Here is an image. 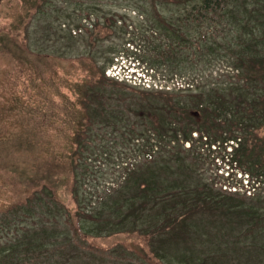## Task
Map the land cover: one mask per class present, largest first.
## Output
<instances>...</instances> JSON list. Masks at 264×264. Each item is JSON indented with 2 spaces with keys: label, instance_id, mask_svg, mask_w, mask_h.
<instances>
[{
  "label": "trees",
  "instance_id": "obj_1",
  "mask_svg": "<svg viewBox=\"0 0 264 264\" xmlns=\"http://www.w3.org/2000/svg\"><path fill=\"white\" fill-rule=\"evenodd\" d=\"M171 1L190 3L191 10L176 22L161 20L164 27L160 35L164 36L149 43L153 53L148 58L149 70L154 72L164 65L170 69L169 75L184 78V70L175 64L191 62L195 65L194 62L205 61L209 54L223 49L228 52L224 58L231 61L232 73L219 82L191 88L194 83L188 81L185 83L187 87L158 90L107 76V68L102 67L96 57L82 56L73 60L84 68L81 78L74 83L79 108L77 117H74V149L62 162L47 164V182L51 184L52 176L70 168L76 170L80 164L86 172L85 164L80 162L83 157L89 160L84 153L94 142L93 131L102 130L104 134L96 133L97 139L103 136L115 142L120 140L136 145L140 155L134 162H142L140 183L134 192L128 188L111 198L113 203L106 201L102 208L105 210L110 203L109 206L118 210L109 207L110 210L101 213L96 210L95 203L89 209L83 207L80 199L83 191L76 197V212L71 214L56 200L55 192L42 187L40 179H33L36 188L28 203V213L32 221L43 218L40 225L46 232V239L28 240L31 227L17 230L16 236L1 242L0 264H87L77 260L87 254L94 260L96 252L105 253L110 258L123 253L127 258L134 251L123 246L110 251L100 250L86 239L122 231L143 236L149 248L148 251L145 248L138 251L154 264H221L224 257L227 264H264L262 194H254V202L249 204L232 196L235 195L233 192L218 195L213 184L195 183L200 177L199 173L196 174L197 158H192L193 164L185 165L191 157L182 155L185 151L193 152L191 149L195 150L196 143L204 138V146L232 145L231 164H236L238 171L247 175L250 182L256 179L254 185L264 178V0ZM117 22L115 17L105 16L103 26L98 21L92 30L87 31L88 42L96 46L98 42L111 38ZM207 23L211 28L204 32ZM153 34L158 36L156 32ZM220 37L223 39L219 40ZM158 40L160 42L156 43ZM107 59V66L113 63L112 58ZM194 134L198 140L194 139ZM97 142L103 143L101 140ZM187 144L190 147L186 148ZM102 150L106 151L96 150L97 159ZM156 152L159 154L157 171L151 165L156 163L152 156ZM143 157L145 161L152 159L147 162L145 170ZM63 173L61 178L66 180ZM172 176L175 178L170 181ZM170 189L176 193H163V190ZM251 189L257 190L255 187ZM137 200H141V204L137 205ZM123 210L127 211L128 218L122 216ZM200 210L207 213V224L216 230L214 237L206 239L211 250L197 258L188 250L176 255L168 253L164 247L166 241L176 238L175 231ZM152 211L158 212L157 215L154 216ZM113 214L120 215L121 220L112 218ZM165 214H168V222L155 229ZM87 219L92 223L86 222ZM220 221L225 239L222 245L216 243L220 231L217 223ZM145 227L147 230L142 233ZM164 233L168 238L161 245ZM249 236L253 240L249 257L243 262L235 254L240 252L241 246L246 250L244 245L248 244Z\"/></svg>",
  "mask_w": 264,
  "mask_h": 264
},
{
  "label": "rangeland",
  "instance_id": "obj_2",
  "mask_svg": "<svg viewBox=\"0 0 264 264\" xmlns=\"http://www.w3.org/2000/svg\"><path fill=\"white\" fill-rule=\"evenodd\" d=\"M189 10L190 3L181 4L171 0H0V244L16 236L17 230H28L30 227L28 240L46 239V232L40 225L43 218L32 221L28 213V203L36 188L33 179H40L42 187L55 192L56 200L71 214L76 212V197L83 191L85 193L80 197L83 207L89 209L95 203L96 210L101 213L110 210L109 207L118 210L115 206H109L114 200L111 198L128 188L134 192L140 183L142 162H134L140 155L136 145L120 140L115 142L103 136L97 139L96 133L100 134L102 130L93 131L94 142L87 146L84 153L92 160L94 167L83 157L80 163L85 164L83 168L86 172L80 164L78 172L70 168L52 176L51 184L47 182V164L62 162L66 154L74 149V117L79 110L74 83L81 78L84 68L73 60L82 56L96 57L100 65L107 68V76L114 77L121 73L122 76L118 77L120 80L158 90L172 91L187 87L185 83L188 81L194 83L191 88L219 82L232 73L229 67L231 61L228 57L224 58L228 52L223 49L209 54L205 61L194 62L195 65L191 62L175 64L184 70V78L169 75L170 69L164 65L154 72L149 70L148 58L153 54L149 43L164 36L160 35L164 27V24H160L161 20L176 22V19L184 18ZM105 16L118 20L114 26L115 34L92 46L86 31L92 30L91 26L98 21L103 26ZM208 25H205L204 32L210 31ZM154 31L158 36L153 34ZM107 58L113 59L108 66ZM193 137L198 140L196 134ZM100 140L103 143L97 142ZM205 143L204 138L196 143L195 150L191 149L193 152H182L183 157H191L185 165L193 164L192 158H197L196 174L199 173L200 177L195 179V183L213 184L218 195H228L232 191L235 194L232 196L248 204L254 202V194H262L264 198V178L259 179L257 190H252V195L241 190L247 188L248 176L238 171L236 164H231L232 156L229 154L232 145L208 147L203 145ZM188 147L189 144L186 145ZM97 149L106 150L100 152L98 159ZM152 156L156 163L151 165L157 171L159 154L156 152ZM151 161H145L143 157V170ZM62 173L66 180L61 178ZM174 178L172 176L169 180ZM236 190L238 193H234ZM163 191L165 195L176 193L173 189ZM108 200L110 203L102 210ZM140 201L137 200L136 204H141ZM123 211L122 216L128 218L125 214L127 211ZM27 213L28 216L25 215ZM151 213L156 216L158 212ZM206 214L198 211L188 224L175 231L177 237L164 244L168 253L176 255L188 250L197 258L211 250L206 239L214 237L216 230L207 224ZM167 217L168 214L163 215L154 228L158 229L168 222ZM112 218L121 220L117 214H113ZM87 220L92 223L90 219ZM217 225L220 231L216 243L222 245L225 241L222 222ZM146 230L147 227L142 233ZM161 237L162 245L168 235L164 233ZM86 239L100 250L110 251L116 246H123L134 252L129 253L131 255H127V258L123 253L110 258L105 253L96 252L94 260L88 254L81 256L77 260L81 263L154 264L138 251L141 248L148 251L149 248L142 235L122 231ZM251 240L249 236L248 244L244 245L246 250L241 246L240 252L235 254L238 260L244 262L248 259ZM230 260L233 261V258ZM221 264H227L225 257Z\"/></svg>",
  "mask_w": 264,
  "mask_h": 264
},
{
  "label": "flooded vegetation",
  "instance_id": "obj_3",
  "mask_svg": "<svg viewBox=\"0 0 264 264\" xmlns=\"http://www.w3.org/2000/svg\"><path fill=\"white\" fill-rule=\"evenodd\" d=\"M92 28H93V26H91V29H92ZM88 30H89V29H87V31H88ZM87 31H86V32H87ZM87 33H88V32H87Z\"/></svg>",
  "mask_w": 264,
  "mask_h": 264
}]
</instances>
